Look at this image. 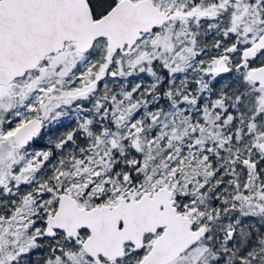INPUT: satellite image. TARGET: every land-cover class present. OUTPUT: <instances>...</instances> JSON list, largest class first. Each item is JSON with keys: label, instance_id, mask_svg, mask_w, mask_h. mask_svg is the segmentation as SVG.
Masks as SVG:
<instances>
[{"label": "snow or ice", "instance_id": "obj_1", "mask_svg": "<svg viewBox=\"0 0 264 264\" xmlns=\"http://www.w3.org/2000/svg\"><path fill=\"white\" fill-rule=\"evenodd\" d=\"M0 264H264V0H0Z\"/></svg>", "mask_w": 264, "mask_h": 264}]
</instances>
